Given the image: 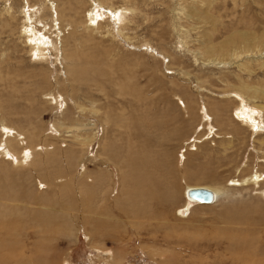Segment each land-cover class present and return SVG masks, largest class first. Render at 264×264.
<instances>
[{"label": "rangeland", "instance_id": "374dc122", "mask_svg": "<svg viewBox=\"0 0 264 264\" xmlns=\"http://www.w3.org/2000/svg\"><path fill=\"white\" fill-rule=\"evenodd\" d=\"M26 1L0 0V143L4 130L33 136L41 160L19 167L0 158V188L36 196L14 206L16 216H0V264H264V199L257 194L264 182L210 205L185 197L187 187L228 188L231 180L264 173V135L253 136L236 117L238 106H264V98L243 87L263 86L264 66L252 60L254 74L239 66L261 51L224 56L216 66L197 52L202 32L215 46L229 37L239 42L244 31L264 39V0H217L206 27L186 14L188 0H100L104 11H135L123 25L109 15L92 36L79 23L98 1L57 0L55 11L51 0ZM25 11L35 30L57 43L47 64L33 60L21 34ZM133 157L135 164L127 161ZM147 173L158 184L153 198L131 179ZM51 179L55 185L45 186ZM60 194L75 208L46 229L42 223L54 214L45 206Z\"/></svg>", "mask_w": 264, "mask_h": 264}, {"label": "bare ground", "instance_id": "6f19581e", "mask_svg": "<svg viewBox=\"0 0 264 264\" xmlns=\"http://www.w3.org/2000/svg\"><path fill=\"white\" fill-rule=\"evenodd\" d=\"M54 1L57 2V0H51V3H54ZM77 1V0H76ZM84 1V0H83ZM82 1V2H83ZM87 1V0H86ZM98 2L96 3H93L91 2V5L89 7V10L86 12V20L82 22H80L79 24L82 26L83 30H85L87 33H89V36L91 35L92 36V33H98L99 32V28L100 26L102 25V22L101 21H104L109 15L113 18V20L116 22V23H119L121 25H123V23H125L127 21L126 19V15H130L134 13L135 9H130V8H126V9H120L118 10V12L114 13V11H104L102 8V5H105L102 1L100 0H96ZM217 1V0H188L186 3L188 4L187 7H186V14L189 16V18H192L196 24V26H204L206 27L209 23H212L211 21H213L214 19V16L211 14V9H212V6L214 4V2ZM28 2V0L26 1ZM74 2V1H73ZM78 2V1H77ZM88 2V1H87ZM47 3H50L47 2ZM109 3V2H108ZM27 4V3H25ZM79 4V3H77ZM46 5V4H45ZM26 6V5H25ZM58 6L56 3H54L51 8H49L51 11H55V7ZM60 6V5H59ZM78 6V5H77ZM82 6V4H81ZM67 7V6H66ZM42 8V7H41ZM40 8V9H41ZM57 9L61 8V7H56ZM70 8V7H69ZM27 9V8H26ZM109 9V8H108ZM23 10V9H22ZM103 10V12H102ZM213 10V9H212ZM34 11V10H33ZM49 11V10H48ZM71 11V10H70ZM76 11V10H75ZM26 12V11H25ZM47 12V11H46ZM50 12V11H49ZM80 12V10H79ZM42 13V12H41ZM48 13V12H47ZM45 13V14H47ZM52 13V12H51ZM56 13V12H55ZM60 13V12H59ZM77 13V12H76ZM81 14V13H80ZM25 15V14H24ZM38 15V14H37ZM43 15V13L41 14ZM55 15V14H54ZM59 15V14H58ZM60 16V15H59ZM136 15H134V18H135ZM188 16L186 18H188ZM26 17H27V20H26V29L24 31H22V36L26 38L25 41H27L28 43V46H30V51L32 53V58L33 60H35L36 62H40V63H46L48 62V58H47V54H48V49L52 50V51H56L58 49V46L56 45L57 43L54 42V41H51L49 40L46 35L44 36L41 32L37 31V29L35 30V23H36V20L35 18H30L29 16H27V12H26ZM35 17V16H34ZM39 17V16H38ZM42 17V16H41ZM137 17V16H136ZM40 18V17H39ZM46 18V16H45ZM57 18V17H56ZM72 18V17H71ZM47 19V18H46ZM55 19V18H54ZM13 20V19H12ZM11 20V21H12ZM43 20V19H42ZM49 20V19H48ZM58 20H60L58 18ZM75 20V19H73ZM78 20V19H76ZM11 21H10V24H11ZM63 21V20H62ZM129 21V20H128ZM45 22V21H43ZM41 21V23H43ZM69 22V21H68ZM67 22V23H68ZM135 22V21H133ZM214 22V21H213ZM7 23V21H6ZM60 23V22H58ZM70 23V22H69ZM72 23V22H71ZM48 24V23H46ZM63 24V23H62ZM61 24V25H62ZM106 24V22H105ZM104 24V25H105ZM110 24V23H109ZM127 24V23H126ZM132 24V23H131ZM41 25V24H40ZM43 25V24H42ZM41 25V26H42ZM51 25V23H50ZM68 25V24H67ZM111 25V24H110ZM129 25V23H128ZM211 25V24H210ZM52 26V25H51ZM72 26V24H71ZM213 26V25H211ZM211 26H209L210 29ZM43 27V26H42ZM48 27V26H47ZM47 27H43V31H46L47 30ZM60 27V25L58 26ZM72 27H75V26H72ZM105 27V26H104ZM113 27V26H111ZM214 27V26H213ZM114 28V27H113ZM121 28V27H120ZM199 28V27H197ZM203 28V27H202ZM50 29V28H49ZM55 29L58 31L59 29L55 27ZM64 29V28H63ZM66 29V28H65ZM69 29V28H68ZM106 29V27H105ZM200 29V28H199ZM204 29V28H203ZM215 29V28H214ZM78 30V28H77ZM81 29L79 28L78 31H80ZM113 30V29H112ZM119 30V29H118ZM195 30V28H194ZM205 30V29H204ZM21 31V30H20ZM56 31V33H57ZM60 31V30H59ZM58 31V32H59ZM203 31V30H202ZM215 31V30H214ZM48 32V30H47ZM101 32V31H100ZM112 32V31H111ZM117 32V31H116ZM121 32L118 31V33ZM49 33V32H48ZM51 33V32H50ZM62 33V32H60ZM78 33V32H77ZM113 33V32H112ZM122 33V32H121ZM203 33V37L206 38L205 42L202 43V48L197 51L198 54H199V57L203 60H208L207 62H210L212 64V62L214 63V65L216 64H221L220 62H222L223 60V57L227 56V60H231L230 58H238L239 59L242 57V56H247V54H249L250 52H253L255 49H259L261 51V55L259 57H253V58H246L245 61H243L242 63L239 64V66H242V65H245V69L248 70L249 72L253 73L252 72V69L250 67V64L251 62L253 63L254 61L252 60H258L260 65L259 66H264V39H260L258 37H256L255 33L253 32H250V31H244V32H239L236 37L238 38V41H233L231 37L223 40L222 42H220L217 46L211 44V38L209 35H207L206 33L208 32H202ZM70 34V33H69ZM75 34H76V31H75ZM74 34V35H75ZM79 34V33H78ZM82 34V33H81ZM109 34V33H108ZM53 35V34H52ZM68 35V34H67ZM77 35V34H76ZM55 36V35H54ZM79 36V35H77ZM84 36V35H83ZM87 36V35H86ZM97 36V34H96ZM232 36V35H231ZM70 37V36H69ZM68 37V38H69ZM264 37V35H263ZM24 38V39H25ZM51 38V36H50ZM53 38V37H52ZM56 38L58 39L59 38V34L56 35ZM74 38V37H72ZM90 37H88L89 39ZM71 39V38H70ZM87 39V40H88ZM92 39V38H91ZM201 39V37H200ZM59 40V39H58ZM57 40V41H58ZM73 40V39H72ZM94 40V39H92ZM64 41V40H63ZM86 41V40H85ZM90 41V40H89ZM60 44L62 42L58 41ZM66 43V40L65 42ZM90 43V42H89ZM59 44V45H60ZM67 44V43H66ZM261 45V46H259ZM66 46V45H64ZM64 46H63V49H64ZM27 47V46H26ZM49 47V48H48ZM66 48V47H65ZM61 49V48H60ZM29 50V49H28ZM69 51V50H68ZM67 51V52H68ZM51 52V51H50ZM54 53V52H53ZM51 53V54H53ZM56 53V52H55ZM58 53V52H57ZM71 53V52H68V54ZM50 54V53H49ZM74 54H75V51H74ZM65 55L64 59L67 60L68 56H67V53L63 54ZM252 56V54H249ZM49 56V55H48ZM57 56V54H56ZM75 56V55H74ZM73 56V57H74ZM62 57V56H60ZM78 57V56H77ZM54 58V56H53ZM56 58V57H55ZM59 57L57 56V59ZM63 58V57H62ZM32 60V61H33ZM69 60V59H68ZM64 61V60H63ZM74 61V60H72ZM78 61V60H77ZM225 61V59H224ZM76 61H74L75 63ZM90 62V61H89ZM216 62V63H215ZM59 63V61H58ZM68 62H66L67 64ZM206 63V62H205ZM223 63V62H222ZM231 63V62H230ZM230 63H228L229 65H231ZM56 64V63H55ZM69 64V63H68ZM73 64V63H72ZM227 64V63H226ZM225 63L223 65H226ZM235 64V63H234ZM70 65V64H69ZM87 65V64H86ZM85 65V66H86ZM215 65V66H216ZM233 65V64H232ZM70 66H73V65H70ZM227 66V65H226ZM235 66V65H234ZM252 66V65H251ZM256 66H258L256 64ZM67 67V66H66ZM87 68V67H86ZM86 68H83V70ZM259 68V67H258ZM258 68H254V69H258ZM80 70H82V65H81V68H78ZM260 69V68H259ZM261 70V69H260ZM71 71V70H70ZM87 71V70H86ZM256 71V70H255ZM74 72H77V74L79 73L77 70L74 71ZM83 72V71H82ZM245 72V71H244ZM67 74V72H65ZM70 73V72H69ZM93 73V72H92ZM243 73V72H242ZM254 74V73H253ZM83 75V73L81 74ZM81 75L77 77L80 79L82 78ZM84 75H85V72H84ZM84 77V76H83ZM69 78V76H68ZM71 78V77H70ZM77 78V79H78ZM86 78V77H85ZM83 78L82 81L85 79ZM89 78V77H88ZM77 79H74L77 81ZM241 79V77L239 78ZM70 80V79H69ZM82 81H80L82 83ZM73 82V81H72ZM71 82V83H72ZM86 82L85 80L83 81V83ZM95 82V81H94ZM76 83H79V81H77ZM82 83V84H83ZM245 83V82H244ZM89 84V83H88ZM99 84V83H98ZM243 84V83H242ZM241 84V85H242ZM73 85V84H72ZM98 86V85H97ZM244 90L246 91V89L248 91H251L252 94H255L256 96L258 97H262L264 98V85L261 86V87H255V86H248V85H244ZM243 87L241 90H243ZM243 90V91H244ZM242 91V92H243ZM245 93V92H244ZM240 95V94H239ZM241 96V95H240ZM245 97V96H243ZM246 98V97H245ZM243 99V98H242ZM251 99V98H250ZM255 99V98H254ZM239 100V99H238ZM249 100V99H248ZM253 101V100H252ZM256 101V100H255ZM239 102V101H238ZM246 102V101H245ZM56 103V102H55ZM241 105V104H240ZM246 105V104H245ZM254 106V107H253ZM253 109H249L247 110V108H245L243 110V105L242 106H238V109L239 107L242 109H239V111H237L236 113V117L237 119H239L241 121V123L243 124V126L247 127L253 136H258L259 134H262L264 135V117H258L257 115L260 114L261 110L260 109H257V108H261V109H264V106L263 105H253ZM256 108V109H255ZM1 109V107H0ZM206 109V108H205ZM255 109V110H254ZM241 110V111H240ZM263 111V110H262ZM234 112V111H233ZM205 113V112H204ZM203 117H204V114H202ZM262 116V115H261ZM2 117V116H1ZM235 117V118H236ZM1 120V119H0ZM207 120V118H206ZM238 122V121H237ZM4 127V126H2ZM6 128V127H5ZM4 128V129H5ZM12 128V127H11ZM2 130V129H1ZM20 131V130H19ZM210 131V130H209ZM3 133H5V137L6 139H4V141L1 140V143H0V158H4V160L7 159V161L9 162V164H11L12 166H19V167H22L24 165H29V164H34L36 162H39L41 159H40V149L39 147H36V146H32V140L34 139L33 136H28V135H24L23 136V133L22 132H18V131H10V130H4ZM20 133V134H19ZM22 133V134H21ZM31 134V133H30ZM1 136V134H0ZM22 136V137H21ZM2 137V136H1ZM4 138V137H3ZM88 141V140H87ZM23 144L25 146H28L29 149H31V151L29 153H27V150H25L22 146ZM145 146V145H143ZM23 149H22V148ZM42 147V146H41ZM21 148V153L18 152L19 150L17 149H20ZM146 148V147H145ZM141 149V148H139ZM138 149V150H139ZM142 150V149H141ZM46 151V149H45ZM48 151V150H47ZM46 151V152H47ZM9 152H11L12 154H14V159H12L13 157L9 154ZM138 152V151H137ZM20 153V154H19ZM144 153V152H143ZM137 154V153H136ZM133 153V156L136 157L137 155ZM140 154V153H139ZM50 155V154H49ZM145 155V154H144ZM129 156H131V154H129ZM12 157V158H11ZM133 157V158H134ZM141 157L144 158V156H141V155H138L137 158ZM132 157H130L131 159ZM137 158H134L133 160H127L128 162L129 161H132L134 164L136 162H138V159ZM11 159V160H10ZM129 159V158H128ZM3 160V161H4ZM117 160V159H116ZM142 160V159H141ZM144 160V159H143ZM142 160V161H143ZM126 161V160H125ZM124 161V162H125ZM136 161V162H134ZM147 161V160H146ZM146 161L145 163L144 162H141V163H144L146 164ZM42 162V161H41ZM114 162V161H113ZM149 162V161H148ZM147 162V163H148ZM2 162L0 161V164ZM6 163V162H5ZM123 162L119 163V164H122ZM131 163V162H130ZM128 164L127 162L126 163H123L122 165H126ZM8 165V163H7ZM6 164H4V167H2L3 170L5 171H8V166ZM141 165V164H140ZM146 165H149V164H146ZM38 166V165H36ZM134 167V166H133ZM145 167V166H144ZM159 167V166H158ZM1 170V169H0ZM165 173V172H164ZM171 174V172H170ZM33 175V174H32ZM149 175H151L150 173H147V175L141 179H139L138 177L140 176H132L131 179H133L135 181L136 184H139L140 181H142V185H144L146 187V190L148 191L149 195H152L151 198H153V194L155 192H153L152 188H155L154 186L158 187L157 185H154L153 186V182L151 180V178L149 177ZM41 176V175H40ZM92 177V176H91ZM152 177V175H151ZM154 177V176H153ZM25 178V177H24ZM44 178V177H43ZM163 178V177H162ZM26 179V178H25ZM95 179V178H94ZM99 178H96V180H98ZM165 179V177H164ZM8 180V179H7ZM33 180V179H32ZM171 182H172V179H170ZM43 181V180H42ZM92 181V179H91ZM100 181V180H99ZM2 182V181H1ZM33 182V181H32ZM55 181H53L52 179L49 181H45L44 185L45 186H52L54 184ZM264 182V173H261V172H255L253 173L252 175H250L249 177H243L241 179H234V180H231L229 181V186L228 188L227 187H221V186H216V185H205V186H195V187H187L186 191H185V197H186V200H188L189 202H192V203H197V204H203V205H210V204H213L214 202H218L219 200L223 199H227V198H231L232 196H235L236 194L240 195V191L241 189L240 188H245V187H248L250 185H252L253 187L252 188H257V186L259 185V183H262ZM78 183V182H77ZM106 183V182H105ZM157 183V182H155ZM159 183H162V182H159ZM168 183V182H167ZM9 184V183H8ZM39 184V182H38ZM42 184V183H41ZM171 183L169 182L168 185H170ZM14 185V184H13ZM40 185V184H39ZM43 185V186H44ZM55 185V184H54ZM7 186V185H6ZM67 186V185H65ZM255 186V187H254ZM92 187V186H91ZM172 187V185H171ZM60 188V187H59ZM84 188V187H83ZM96 188V187H95ZM103 188V187H102ZM175 188V187H173ZM65 189L64 186L61 190ZM91 189V188H90ZM240 189V191H239ZM20 190V189H19ZM19 190L17 189H12V188H0V201H4L5 202V205L1 206V210H2V214H0V216H2L3 218H6V216L8 215H17V213L21 212L18 208L14 207V206H17L18 204H28L31 200H34L36 198L35 195H33V192L30 194L31 196H27V195H23V193L19 192ZM60 193V189H58ZM85 190L82 189V191ZM103 190V189H102ZM171 190L173 191V189L171 188ZM196 190H205L207 192H209L211 195H212V200L208 203H204V202H201V201H198L197 199L194 198V195L192 194L194 191ZM109 191V190H108ZM113 191V190H112ZM155 191V189H154ZM263 191V190H262ZM258 192L257 194L260 196L261 199H264V191L262 192ZM29 192V191H27ZM79 192V191H78ZM86 192V191H85ZM88 192V191H87ZM246 192V191H245ZM22 195H21V194ZM90 193V192H88ZM152 193V194H151ZM174 193V192H173ZM172 193V194H173ZM25 194V193H24ZM86 194V193H85ZM160 194V193H159ZM61 195V194H60ZM79 195L80 192H79ZM162 199L159 200V201H163L164 199V195H159ZM164 196V197H162ZM172 196V195H171ZM170 196V197H171ZM56 198V196H53V198ZM61 199L60 200H54V202L52 203L51 205V209L49 207H47V205L45 206V208L47 209V211H49L48 213H52L54 214L51 218H50V221L49 222H43L42 224H45V227L46 229H49L50 227V223L53 221V220H56L58 215L57 214H67V215H71V214H68L72 209V206L74 205H71V204H68L66 203L65 199L62 197V195L60 196ZM88 196H86L87 198ZM170 197H168L170 199ZM239 197V196H238ZM77 198V197H76ZM159 198V197H157ZM233 198V197H232ZM231 198V199H232ZM38 199V198H37ZM79 199V198H78ZM68 200V199H67ZM82 200V199H81ZM85 200V199H84ZM156 200V198H155ZM88 201V200H87ZM87 201H85L83 203V201H81L83 203V207H86V205H88ZM158 201V200H157ZM90 202V201H89ZM92 202V201H91ZM73 203V202H71ZM10 206H12L13 208H11ZM71 206V207H70ZM189 207V206H188ZM75 208V206H74ZM85 209V208H84ZM184 209V208H183ZM29 210L28 208H25L24 211H27ZM81 211V210H79ZM132 211L134 210H126V212H129L131 213L132 215L134 214V216L136 215L135 213H133ZM124 212V210H123ZM34 212H30L29 214H32ZM71 213V212H70ZM74 213V212H73ZM89 213V211H88ZM138 214L140 212H137ZM86 214V213H85ZM83 214V215H85ZM127 215H129L128 213H126ZM125 215V214H124ZM49 216V214H48ZM86 216V215H85ZM0 217V219L2 218ZM40 217H47L45 214H42V216ZM133 216H130L129 217V220L130 218H132ZM137 218V217H136ZM4 221L6 219H3ZM58 220V219H57ZM39 221H40V218H39ZM38 225H41L38 223ZM4 227V226H3ZM106 253V252H104ZM113 255V254H112ZM114 257V256H113Z\"/></svg>", "mask_w": 264, "mask_h": 264}, {"label": "water", "instance_id": "95a60500", "mask_svg": "<svg viewBox=\"0 0 264 264\" xmlns=\"http://www.w3.org/2000/svg\"><path fill=\"white\" fill-rule=\"evenodd\" d=\"M192 194L195 199L204 203H208L212 200V195L205 190H196Z\"/></svg>", "mask_w": 264, "mask_h": 264}]
</instances>
